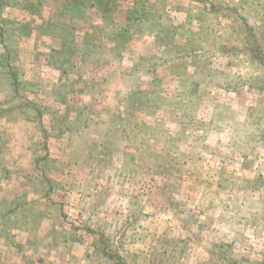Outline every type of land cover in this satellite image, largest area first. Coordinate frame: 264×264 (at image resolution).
Segmentation results:
<instances>
[{
	"label": "rangeland",
	"instance_id": "1",
	"mask_svg": "<svg viewBox=\"0 0 264 264\" xmlns=\"http://www.w3.org/2000/svg\"><path fill=\"white\" fill-rule=\"evenodd\" d=\"M2 1L0 264H264V0ZM39 13L66 62L45 88L1 46L36 35ZM107 57L118 79L91 69ZM46 88L58 122L26 94ZM85 102L102 114L84 123ZM21 109L32 138L14 149L1 129Z\"/></svg>",
	"mask_w": 264,
	"mask_h": 264
},
{
	"label": "crops",
	"instance_id": "2",
	"mask_svg": "<svg viewBox=\"0 0 264 264\" xmlns=\"http://www.w3.org/2000/svg\"><path fill=\"white\" fill-rule=\"evenodd\" d=\"M64 8V7H63ZM65 11H63L62 13H61V15H64L65 13H64ZM34 17H35V19H37L38 20V23H36V24H34V25H30L32 28H35V30H36V35H33L32 34V36H30V37H25V36H22L21 38V41H20V44L19 45H13V47L9 44H7L6 42H5V46L4 45H1L2 46V49H3V51H5L6 52V50H7V52L5 53V56L6 57H8V58H10L11 59V56H12V54H14V56H13V58H12V62H11V60H10V63L7 65V67H8V69L10 68V70L12 71V69L13 68H15L16 66L17 67H19L20 69H22V71H21V76H22V78H23V80L25 79H27V78H29V79H31L32 80V78L31 77H29L30 76V72H28V69H29V71H30V69L32 68L33 69V67H38V66H40L41 65V69L43 68L44 70H50V69H56L57 71H58V74H60V67H65L66 65V62H65V59H63V60H58V61H54V63H52L53 61L51 60V59H49V57H50V52H49V41L51 40H49V38L51 37V34H49V30H47L46 28H48L47 26L49 25V18H47V16H45L44 15V13H39V14H35V15H33ZM47 18V19H46ZM48 24V25H47ZM56 26H57V28H58V26H59V24L58 23H54ZM52 25V24H51ZM95 26V25H94ZM60 28H62V32H61V38H63L64 39V37H66L65 36V24H63L62 26L60 25ZM93 28V27H92ZM95 28V27H94ZM13 32V31H12ZM84 32H86V31H84ZM10 33V32H9ZM16 33H17V30H16ZM75 34V33H74ZM76 37L78 36V32H76ZM92 35H90L89 34V37H91ZM54 37V36H53ZM74 37V36H73ZM73 37H71V40L72 41H74V38ZM92 38V37H91ZM91 38L89 39V42H87V44H88V46L89 47H91V44L93 43V38H92V40H91ZM3 44H4V42H3ZM23 57H24V59H23ZM45 57H48V59L46 60L45 59ZM102 58V57H101ZM20 62H22V63H20ZM19 63L21 64V65H19ZM98 63V64H97ZM97 63H95V62H93V63H90V67H91V69L92 70H96V68H98V67H102L104 64V67L106 68V70H107V74H108V72L109 71H113V72H115V73H112V72H110L111 74H110V76H111V78L114 80V79H118V75L116 74V73H118L117 72V69H116V67H114L115 66V62H113V61H110V58H106L105 60H100L99 59V61H97ZM121 63V62H120ZM38 64V65H37ZM97 64V65H96ZM60 66V67H59ZM115 69V71H114V69ZM13 72V71H12ZM32 72H34L33 70H32ZM49 72L50 71H47V72H42L41 74L42 75H44V76H42V78H40V73L39 74H37V79L38 78H40L39 80H37L38 82H41L40 84H41V88L43 87L42 85H44V88H45V84H48V85H52L55 81H50V78L48 77L50 74H49ZM97 71H95V74H97L96 73ZM48 75H47V74ZM62 74H64L63 73V71L61 72ZM12 75V81H13V83H17V81H18V79L16 78V74H15V72L14 73H11ZM36 76V75H35ZM106 77L108 76V75H105ZM121 76H123L122 75V73H121ZM121 76H119V79L121 80V82H122V84L124 83V81L121 79ZM44 77H46V78H44ZM126 77V76H125ZM55 78V77H54ZM59 78V77H58ZM108 78H109V76H108ZM96 79H98V78H96ZM95 78H92V80L93 81H91L92 83L93 82H96L97 80H96ZM24 80V81H25ZM56 80V79H55ZM89 80L90 79H86L84 82H85V84H87L88 82H89ZM99 80V79H98ZM37 81H30L31 83H32V85H35L36 84V82ZM65 81H66V76L65 77H61V79H60V83H58V81L56 80V83L57 84H63V85H65ZM38 84V83H37ZM36 84V85H37ZM81 90V89H80ZM42 91V90H41ZM85 93H87V91H84ZM22 94V92L21 91H18V92H16V94H15V96L17 97L18 95H21ZM27 95H31V96H33L34 94H36V95H40L41 97V99H45L46 101H49V106H48V114H50V115H52V116H56L55 118H57L55 121H59V117H60V115H58L59 114V112H60V110H62V108H61V106H64L66 103H64L63 102V100H64V97L62 96V97H59V96H54L53 94H52V91L48 88H46V90H43L42 91V94H38V93H36V92H34V93H32V94H28V93H26ZM84 94V93H83ZM84 97L85 96H87V94H84L83 95ZM15 97V98H16ZM1 98V97H0ZM30 98V97H29ZM81 98H83L82 96H81ZM26 99H28V97H26ZM4 100V99H3ZM82 100V99H81ZM86 100H90L91 101V98L89 97H87L86 98ZM92 100H94L93 98H92ZM50 102H52V103H50ZM66 102V101H65ZM1 104L2 103H0V108H1ZM55 104H56V106H55ZM23 105V104H22ZM91 106H92V103L91 104H89L88 102L86 103L85 102V105H82V108H80V109H82V112L84 113V119L82 120V122H87V119H89V117L91 116V114L92 115H94L93 113H95V114H102V111H95V112H93V110L91 109ZM93 107V106H92ZM5 108V107H4ZM105 109H107V107L105 106L104 107ZM56 109V112H54V110ZM112 109V108H111ZM59 110V111H58ZM22 113H21V112ZM2 111L0 110V115H2V113H1ZM13 113H15V114H17V113H20V114H24L25 115V118H22V117H17L18 116V114H17V116L15 117V120H14V123L12 122H10L9 121V123H7V124H9L7 127H4V129H1V130H3V131H5L6 129H8V128H10V127H12L14 130H15V132H17L16 134V138H14L15 139V142H14V149L16 148V145L17 144H19V147H21V146H25L26 148H28V145H26L25 143H21L20 142V140L19 139H17V137L18 138H20V135L21 134H23V135H25L26 137H28V139L31 137L32 138V135H30V136H27V129L29 128V130L32 128V127H29V125L31 126V125H33L34 124V120L32 119V120H29V119H31L32 117L30 116V117H28L27 116V112L26 111H24L23 109H21V110H18V111H16V110H13L12 111ZM108 112H109V110H108ZM110 112H112V111H110ZM62 116L64 115V112L61 114ZM0 128H2V127H0ZM80 132V131H79ZM28 133H30V132H28ZM2 134H3V132H0V141L2 140L1 138H2ZM16 144V145H15ZM18 146V145H17ZM30 148H32L31 146H30ZM2 180H1V178H0V195L1 194H7V191H10L11 189L8 187V183H5L6 185H1L2 183ZM17 191H14V193H13V197L12 198H10V199H7L8 200V203H10V204H12V200H14V198H15V196L17 195V196H19V195H24V194H28L27 193V191H22V192H17ZM0 201H1V197H0ZM0 205H1V203H0ZM10 206H12V205H10ZM4 210L5 209H3L2 210V208H0V211L1 212H4ZM0 212V216H3V213H1ZM9 226V225H8ZM9 228H10V226H9ZM39 229V227L38 228H32V229H30V231H36V230H38ZM39 233H40V231H39ZM14 237V236H13ZM12 240V241H11ZM14 239L12 238V239H10V240H8V241H4V243H8V252H9V254L7 255V259H10V260H13L14 258H15V254H13V252L14 251H12L13 249H15L16 250V248H15V243H14V241H13ZM11 242H12V244H11ZM7 248V247H6ZM11 248V249H10ZM53 248V247H52ZM59 249H61V248H59ZM48 250H49V246H48ZM57 250H58V248H57ZM57 252H55V253H53V254H56ZM20 254V253H19ZM23 254V253H22ZM4 257H6V256H1L0 255V259H2V258H4ZM21 258H24V257H21ZM16 259H18V256H17V258ZM15 259V260H16ZM44 259H46V262L47 263H49V261H47V260H50L49 259V256L48 257H44ZM52 264V263H51ZM55 264V263H54Z\"/></svg>",
	"mask_w": 264,
	"mask_h": 264
},
{
	"label": "trees",
	"instance_id": "3",
	"mask_svg": "<svg viewBox=\"0 0 264 264\" xmlns=\"http://www.w3.org/2000/svg\"><path fill=\"white\" fill-rule=\"evenodd\" d=\"M3 1L2 0H0V6H1V3H2Z\"/></svg>",
	"mask_w": 264,
	"mask_h": 264
}]
</instances>
